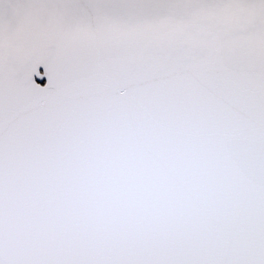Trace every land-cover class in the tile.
I'll return each mask as SVG.
<instances>
[{
	"label": "snow or ice",
	"instance_id": "snow-or-ice-1",
	"mask_svg": "<svg viewBox=\"0 0 264 264\" xmlns=\"http://www.w3.org/2000/svg\"><path fill=\"white\" fill-rule=\"evenodd\" d=\"M0 264H264V0H0Z\"/></svg>",
	"mask_w": 264,
	"mask_h": 264
}]
</instances>
